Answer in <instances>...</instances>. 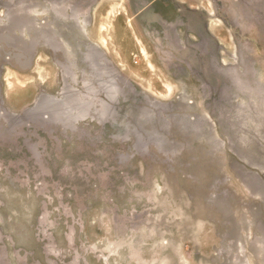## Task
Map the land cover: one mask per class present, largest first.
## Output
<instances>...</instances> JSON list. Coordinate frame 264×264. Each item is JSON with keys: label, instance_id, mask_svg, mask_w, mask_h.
Listing matches in <instances>:
<instances>
[{"label": "rangeland", "instance_id": "374dc122", "mask_svg": "<svg viewBox=\"0 0 264 264\" xmlns=\"http://www.w3.org/2000/svg\"><path fill=\"white\" fill-rule=\"evenodd\" d=\"M10 17L0 264H264V0H0Z\"/></svg>", "mask_w": 264, "mask_h": 264}, {"label": "bare ground", "instance_id": "6f19581e", "mask_svg": "<svg viewBox=\"0 0 264 264\" xmlns=\"http://www.w3.org/2000/svg\"><path fill=\"white\" fill-rule=\"evenodd\" d=\"M9 20V22H8V24H7V27H5V28H7V31L6 32H3L2 31V33H0V39H3L4 41H6L8 44H10V45H12V46H14V47H17V45H19L18 44V42H19V37L14 33V31H15V29H17V28H19L20 26H21V24H22V20H20V19H18V18H16V17H10V18H8ZM44 36V35H43ZM46 40L49 42V43H51V44H54L55 45V43H54V41H55V36L53 35V34H51V35H47L46 37ZM47 42V43H48ZM33 45L31 44L30 46H28V47H23V49L20 51V54H17V56H18V58H20V57H22V55L23 56H27L28 55V53H29V51H30V49H31V47H32ZM20 47V46H19ZM94 56V55H93ZM110 84V83H109ZM68 99V98H67ZM76 101H77V99H76ZM77 103V102H76ZM88 105V104H87ZM54 107H56V106H54ZM78 107V106H77ZM83 109V108H82Z\"/></svg>", "mask_w": 264, "mask_h": 264}]
</instances>
